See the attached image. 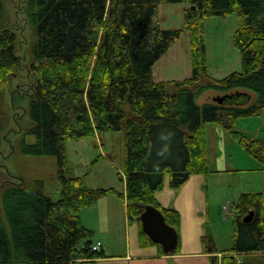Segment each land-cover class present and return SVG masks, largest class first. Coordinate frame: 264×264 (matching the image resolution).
<instances>
[{"label": "trees", "instance_id": "obj_1", "mask_svg": "<svg viewBox=\"0 0 264 264\" xmlns=\"http://www.w3.org/2000/svg\"><path fill=\"white\" fill-rule=\"evenodd\" d=\"M166 2L187 5L183 28L163 30L154 23L159 5ZM5 4L0 0V152L11 125L6 87L23 67ZM24 5L33 38L23 69L36 77L27 97L32 124L25 134L36 141L28 144L23 137L16 147L31 157H57L62 197L53 201L40 181L32 186L5 182L0 188V264H96L105 257L93 251L91 241L80 248L93 234L80 212L115 191L90 189L84 179L66 176L67 141L104 131L124 134L126 193L119 197L129 221L141 228L144 208L153 205L178 232L179 212L162 208L154 193L166 175L173 188H181L192 174L207 175V123L231 132L264 167V142L236 129L241 117L264 113V0H24ZM230 14L239 20L234 44L243 70L214 79L206 66L202 21ZM185 31L192 38V77L155 82L154 66ZM210 92L230 97L223 104L201 103ZM233 208L235 246L222 264H238L235 251L264 252V195H242ZM250 210L253 220L245 223ZM206 233L203 244L217 253L209 227ZM140 236L153 244L143 231Z\"/></svg>", "mask_w": 264, "mask_h": 264}, {"label": "rangeland", "instance_id": "obj_2", "mask_svg": "<svg viewBox=\"0 0 264 264\" xmlns=\"http://www.w3.org/2000/svg\"><path fill=\"white\" fill-rule=\"evenodd\" d=\"M5 3L13 21V30L18 34L19 45L17 53L22 59L21 65L23 67L19 78L16 81H12L6 87L5 92V105L7 104V108H9L11 125L2 135L0 188L9 180L21 183L19 179H22L25 181L26 186H32L33 183L40 181L43 183L44 193H47L56 202L62 197V181L60 180L61 173L57 157H31L19 153L16 147L23 137H26L28 144L36 141L34 135L25 134V130L32 124L28 119L30 100L27 97L32 91L31 86L36 77L29 75L27 70L23 69L29 65L30 53H28V50L32 43L33 34L27 22L24 0H5ZM186 7L187 5L183 3L173 4L166 2L161 4L154 23L158 24L163 30L183 28L185 25L184 10ZM202 22V34L207 57L206 66L210 76L214 79H224L231 73L241 72L243 70L242 55L236 44H234V38L239 26L238 16L234 14L225 16L213 15L205 17ZM191 42V34L185 31L183 37L174 43L168 53L162 56L154 66L155 82L163 81L169 83V81H181L192 77ZM206 96L201 99L202 102ZM215 96L217 95H213V97ZM240 121L242 123L240 122L239 126L243 130L242 132H245L244 135L246 137L250 140L259 139L264 142V115L241 117ZM206 125L211 150L209 151L211 156L209 160L211 162L209 163L210 171L207 176L229 174L227 177L231 180H229L230 183L222 182L229 188H223L209 181L211 188L209 195L204 199L201 213L204 221L202 233L206 235L209 227L218 252L224 253L233 248L235 240L233 206L239 200L241 194L248 191H256L255 180L261 181L260 179L263 177L262 174L254 173L253 171L228 172L225 167H228L227 165L231 162L229 155H233V161L236 160L241 168L249 167V169H252V167H262V165L244 148L240 149L248 154L251 164L248 165L244 159L242 160L237 155L236 150H233L235 146L237 147L235 140L231 142V146L226 145L223 148V154L220 151L218 156L214 148L215 129H218V127L214 123H207ZM229 136L231 135L229 134ZM214 155L216 156L214 157ZM65 157H67L65 165L67 177L84 179L86 186L90 189L115 191V193L99 199L92 206L81 210L80 215L84 226L94 229L96 232L90 239L93 241L98 239L96 234H98V231L102 232L104 226L102 225L103 217L99 215L93 217V212H100L102 207H104L105 201L110 200L117 202L114 210L116 214L115 223L119 226L116 242H118V245L128 244L129 238L132 239L131 233H129L132 222L130 223L128 213H126V202L119 197L120 193H126L125 182L123 181L126 167L124 134L119 131H104L94 137L78 141H67ZM223 168L227 171L220 174L213 172V170L219 171ZM170 178V176L166 175V179ZM261 190L264 191L263 187ZM187 219L188 216L184 212L182 222L187 223Z\"/></svg>", "mask_w": 264, "mask_h": 264}, {"label": "crops", "instance_id": "obj_3", "mask_svg": "<svg viewBox=\"0 0 264 264\" xmlns=\"http://www.w3.org/2000/svg\"><path fill=\"white\" fill-rule=\"evenodd\" d=\"M213 95H218V94L211 92L207 93V96L205 95L206 96L205 100L203 102L201 101V103H205V101H208L211 98L213 99L214 98ZM263 115L264 113L261 115H256V117ZM240 122L241 121L239 119L236 123V129L237 131H239L241 135H244L245 132L243 133L242 132L243 130L239 126ZM216 126L218 127V129H215L216 136L215 139L214 138L213 139H214V148L217 151V155L220 151L223 154L224 151L223 148H225L226 145L231 146L232 144L231 142L235 140L237 143V147L235 146L233 150H236L237 155L242 160L244 159V161H246L248 165L251 164L247 156L248 154H246L244 150H242L243 147L241 146L239 140L235 138L231 132H228V130L224 129L221 125L216 124ZM229 134L231 136H229ZM205 135L207 139V151H208V162H209L211 158L209 151L211 150L209 146V139H208L209 135L207 132V127L205 128ZM215 156L216 155H214V157ZM229 157L231 162L227 165L228 167H225L228 170V172L253 171L254 173L255 172L260 173L263 176L260 179L261 181H258V179L255 180L254 184L256 186L255 190L257 189L256 191H248L241 194L240 196L242 197V195L245 194L264 195V191L261 190L262 187L264 189L263 165L261 164L262 167H258V166H256L255 168L252 167V169H249V167L241 168V166H239L236 160H234L236 163L233 161L232 154H230ZM225 168L220 169L219 171L213 170V172L216 174H220L222 172L227 171L224 170ZM209 171H210V167H209ZM207 175L203 176V174H198V173L192 174L186 180V182L181 186V188L171 187L170 185L171 179H166L165 177L164 183L162 185V189L155 191L154 193L155 199L159 202L162 208L164 207L179 212L180 227L177 232L178 234V242L176 245L177 247L174 251L166 252L164 251V246H162L160 243L155 242L154 240L152 241L150 236L147 235V233L144 231L142 222H141L142 228L137 222H132V223L130 222L131 224L129 228L130 230L129 233H131L132 239L129 238V243L126 245H122V244L118 245V242H116V240L119 231L118 230L119 226L116 225L115 223L116 214L114 213L117 202L110 200L105 201L104 207H102L100 212H96V211L93 212L94 214L93 217H96L98 215L103 217L102 225L104 226L102 232L97 230L98 234H96V237H98V239L94 241L91 239L83 241L80 245V248L83 249V247L86 245L88 241H91V246H94V244L100 242L102 244L101 251L104 252L105 257L97 259L96 264H214V263L222 264L224 254L227 253L228 251H231L233 248L224 253L217 252L211 254L207 251L206 245H204L202 241L205 235H203L202 233L204 221L202 219L201 213L203 210L202 206L204 203V199L209 195V191L211 188L209 186L210 185L209 181H212L213 184L220 185L223 188L225 187L229 188L226 184H223L222 182L226 183L229 182V180L231 179L227 177L229 174L209 175V176ZM19 181L21 182L24 180L19 179ZM252 211L253 210H250L249 214ZM184 212H186L188 216L187 223L182 222ZM87 228L90 231H92L93 233L92 236H94V234L96 233L95 230L90 229L89 227ZM141 231H143L149 237V239L152 241L153 244H146L141 241V236H140ZM235 232H236L235 234V239H236L237 231L235 230ZM234 246H235V240L233 247ZM233 254L236 255L238 264H264L263 251H259L257 253H247V254L235 251Z\"/></svg>", "mask_w": 264, "mask_h": 264}, {"label": "water", "instance_id": "obj_4", "mask_svg": "<svg viewBox=\"0 0 264 264\" xmlns=\"http://www.w3.org/2000/svg\"><path fill=\"white\" fill-rule=\"evenodd\" d=\"M229 97L230 95L217 96V98H214V102L223 104L224 100ZM253 215L254 212L252 211L245 216L244 222L253 220ZM140 218L144 231L150 236L152 241L154 240L164 246V251L166 252H171L176 249L178 242L177 231L166 223L164 215L158 208L153 205L146 206Z\"/></svg>", "mask_w": 264, "mask_h": 264}, {"label": "built area", "instance_id": "obj_5", "mask_svg": "<svg viewBox=\"0 0 264 264\" xmlns=\"http://www.w3.org/2000/svg\"><path fill=\"white\" fill-rule=\"evenodd\" d=\"M99 247H100V243H99L98 245H95V246L93 247V249L98 250Z\"/></svg>", "mask_w": 264, "mask_h": 264}]
</instances>
